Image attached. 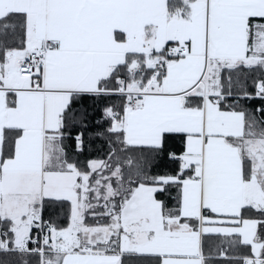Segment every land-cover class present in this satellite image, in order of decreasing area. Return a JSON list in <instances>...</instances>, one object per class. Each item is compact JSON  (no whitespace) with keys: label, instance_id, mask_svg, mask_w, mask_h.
<instances>
[{"label":"snow or ice","instance_id":"obj_1","mask_svg":"<svg viewBox=\"0 0 264 264\" xmlns=\"http://www.w3.org/2000/svg\"><path fill=\"white\" fill-rule=\"evenodd\" d=\"M0 264H264V0H0Z\"/></svg>","mask_w":264,"mask_h":264}]
</instances>
